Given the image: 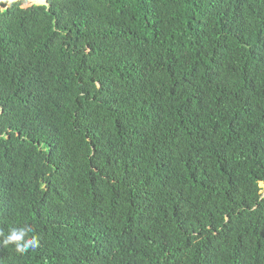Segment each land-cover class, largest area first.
<instances>
[{
    "label": "trees",
    "instance_id": "trees-1",
    "mask_svg": "<svg viewBox=\"0 0 264 264\" xmlns=\"http://www.w3.org/2000/svg\"><path fill=\"white\" fill-rule=\"evenodd\" d=\"M25 4L0 0V232L39 243L0 264H264V0Z\"/></svg>",
    "mask_w": 264,
    "mask_h": 264
},
{
    "label": "clouds",
    "instance_id": "clouds-1",
    "mask_svg": "<svg viewBox=\"0 0 264 264\" xmlns=\"http://www.w3.org/2000/svg\"><path fill=\"white\" fill-rule=\"evenodd\" d=\"M32 231L33 229L29 226L23 228L12 227L9 229L6 236H4L3 232H0V236H4L2 243L5 246L13 244L18 253L24 254L28 252L29 249H35L38 247L39 242L35 236L30 239H25V237Z\"/></svg>",
    "mask_w": 264,
    "mask_h": 264
},
{
    "label": "rangeland",
    "instance_id": "rangeland-1",
    "mask_svg": "<svg viewBox=\"0 0 264 264\" xmlns=\"http://www.w3.org/2000/svg\"><path fill=\"white\" fill-rule=\"evenodd\" d=\"M26 1V4H25V7H29V6H33V5H39L41 4V1L39 0H25ZM47 150H45L46 152ZM37 182L40 184V185H43L44 184V180L42 178H38L37 179Z\"/></svg>",
    "mask_w": 264,
    "mask_h": 264
},
{
    "label": "water",
    "instance_id": "water-1",
    "mask_svg": "<svg viewBox=\"0 0 264 264\" xmlns=\"http://www.w3.org/2000/svg\"><path fill=\"white\" fill-rule=\"evenodd\" d=\"M14 1H17V0H14ZM39 1H41V4H44V5L47 4V2H48V0H39ZM11 2H12V1H11ZM11 2H10V3H11Z\"/></svg>",
    "mask_w": 264,
    "mask_h": 264
}]
</instances>
